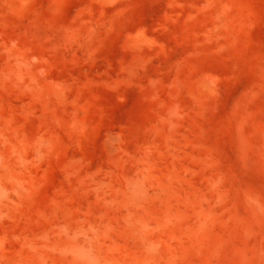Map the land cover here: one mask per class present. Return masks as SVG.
Masks as SVG:
<instances>
[{"label": "rangeland", "instance_id": "374dc122", "mask_svg": "<svg viewBox=\"0 0 264 264\" xmlns=\"http://www.w3.org/2000/svg\"><path fill=\"white\" fill-rule=\"evenodd\" d=\"M0 264H264V0H0Z\"/></svg>", "mask_w": 264, "mask_h": 264}]
</instances>
